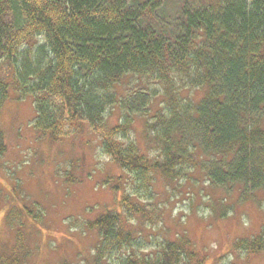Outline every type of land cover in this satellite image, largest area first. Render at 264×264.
<instances>
[{"label": "trees", "instance_id": "1", "mask_svg": "<svg viewBox=\"0 0 264 264\" xmlns=\"http://www.w3.org/2000/svg\"><path fill=\"white\" fill-rule=\"evenodd\" d=\"M127 76L163 87L152 116L159 93L119 96ZM10 89L32 96L33 128L52 143L89 128L140 194L152 177L175 180L188 168L215 185L264 189V0H0V109ZM183 89L203 94L194 100ZM115 105L124 119L109 125ZM133 115L147 117L151 156L129 137ZM6 150L0 129V158ZM133 191L115 199L117 211L83 220L97 236L92 263L117 255V264H203L185 234L141 247L147 241L136 221L149 213ZM252 238L234 248L261 251L262 236ZM19 259L0 252V264Z\"/></svg>", "mask_w": 264, "mask_h": 264}, {"label": "rangeland", "instance_id": "2", "mask_svg": "<svg viewBox=\"0 0 264 264\" xmlns=\"http://www.w3.org/2000/svg\"><path fill=\"white\" fill-rule=\"evenodd\" d=\"M142 88L159 93L149 106L152 116L163 105L164 89L157 81L127 76L117 93L125 97ZM181 94L198 100L203 92L183 89ZM32 100L31 95L16 98L10 89V98L0 109V129L7 146L0 158V252L4 255L19 254L20 264H93L97 236L84 227L83 220L107 208L117 211L115 199L123 191L132 194L137 190L149 213L135 226L145 235L143 249L156 246L162 238L185 234L191 241L188 248L205 254L203 264H264V248L255 253L234 248L238 239L262 236L264 242V189L215 185L200 168H188L175 180L152 177L147 192L140 194L131 182L133 177L111 163L89 128L68 133L56 143L36 132ZM107 116L109 125L117 124L119 106L110 108ZM133 118L129 137L151 156L152 145L146 147L144 139L147 117ZM69 172L80 182L75 183L74 176L68 181ZM113 185L121 191L113 193ZM117 257L102 264H117Z\"/></svg>", "mask_w": 264, "mask_h": 264}]
</instances>
